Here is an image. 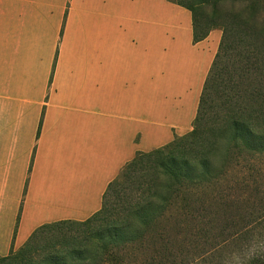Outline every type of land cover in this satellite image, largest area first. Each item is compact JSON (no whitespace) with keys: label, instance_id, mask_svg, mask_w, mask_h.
<instances>
[{"label":"crops","instance_id":"crops-1","mask_svg":"<svg viewBox=\"0 0 264 264\" xmlns=\"http://www.w3.org/2000/svg\"><path fill=\"white\" fill-rule=\"evenodd\" d=\"M0 257L85 221L138 152L193 129L222 39L170 0H3Z\"/></svg>","mask_w":264,"mask_h":264},{"label":"trees","instance_id":"trees-1","mask_svg":"<svg viewBox=\"0 0 264 264\" xmlns=\"http://www.w3.org/2000/svg\"><path fill=\"white\" fill-rule=\"evenodd\" d=\"M170 1L192 12L195 42L214 29L223 33L193 129L138 152L109 184L92 217L39 227L0 264H127L128 253L144 247L147 236L167 233L156 230V223L172 221L180 229L188 222L213 223L221 210L228 215L244 201L224 183L238 159L264 160V0ZM248 173L245 180L256 186L264 174L255 166ZM146 264L166 263L162 258ZM252 264H264V256Z\"/></svg>","mask_w":264,"mask_h":264},{"label":"rangeland","instance_id":"rangeland-1","mask_svg":"<svg viewBox=\"0 0 264 264\" xmlns=\"http://www.w3.org/2000/svg\"><path fill=\"white\" fill-rule=\"evenodd\" d=\"M3 5V0H0L1 24L5 19ZM208 12L212 13L211 7ZM234 56L233 51L229 57V67L231 61L235 60ZM245 158L237 160L224 183L232 185L235 195L244 198L230 214L226 215L221 210V218L213 223L188 222L183 223L181 229L172 221L156 223V230L164 228L167 233L147 236L144 247L138 245L128 253L127 264H146L149 260L162 258L166 264H252L254 257L264 256V232L259 234L264 228V223L262 226L259 224L260 221L264 222V174L257 186L252 185V180H245L252 166L264 172V160L249 161ZM246 185L249 186L244 190ZM112 201L114 208H121L122 204L117 202L116 197ZM251 228L252 234L247 236L246 231Z\"/></svg>","mask_w":264,"mask_h":264}]
</instances>
